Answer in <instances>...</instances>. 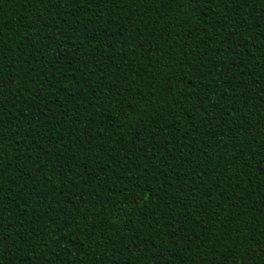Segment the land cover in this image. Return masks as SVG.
<instances>
[{
    "label": "trees",
    "instance_id": "16d2710c",
    "mask_svg": "<svg viewBox=\"0 0 264 264\" xmlns=\"http://www.w3.org/2000/svg\"><path fill=\"white\" fill-rule=\"evenodd\" d=\"M0 264H264V0H0Z\"/></svg>",
    "mask_w": 264,
    "mask_h": 264
}]
</instances>
